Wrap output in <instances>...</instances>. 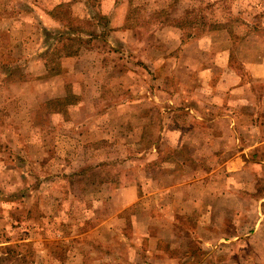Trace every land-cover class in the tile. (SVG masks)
Listing matches in <instances>:
<instances>
[{
	"label": "crops",
	"instance_id": "1",
	"mask_svg": "<svg viewBox=\"0 0 264 264\" xmlns=\"http://www.w3.org/2000/svg\"><path fill=\"white\" fill-rule=\"evenodd\" d=\"M55 1L48 5L47 16L60 24L59 34H66L59 35L56 40L61 44L59 54L50 55L54 50L50 42L43 51L29 53L23 57L25 59L13 56V60L22 62L24 65L36 63L37 70L34 75L27 74L28 80H24L21 85L16 84L19 86L16 87V82L21 83L20 72L21 77L14 80L15 74L12 71L14 67L5 68L0 65V74L6 77L3 83H7L0 85V89L3 88L4 92H9L4 85H13V93L18 94L24 86L29 93L35 95L39 90L32 84H44L46 87L49 84L50 87L55 84L56 89H59V100L68 102L75 83L69 78V74L74 70L68 69L66 65L68 59L78 58L79 50L71 49V44L76 41L80 43L82 37L81 35L70 37L68 21L60 13V8L62 6L66 8L70 1ZM78 1L81 6L87 8V11H91L81 16H88L85 20L96 30L92 35L93 41L109 44L116 41L121 46L134 45L133 28L139 27L136 23L130 22V16L134 10L132 0H128L125 6L122 5V0H97L95 4H90L89 0ZM72 5L70 3L71 10L76 8ZM144 6L146 7V3ZM139 7L141 9V5ZM164 8L167 9L162 7L159 11L163 13ZM172 8L171 6L170 9L176 12V9ZM141 10L143 11L144 8ZM258 11L264 18V4ZM172 16L174 15L168 14L170 24L160 22L162 18H154L152 22L157 29V44L167 45L168 50L150 47L136 57L142 62L146 58L154 63L159 60L155 65L159 76L166 79L169 77L175 84L168 85L164 82L156 87L155 91L172 93V100H170L172 108L182 106L189 110H180V112H186L184 116L189 118L187 121L182 118V115H176L172 111L167 116L166 122L175 126L171 128V131L168 128L167 133H160V144H158L160 147H153L152 152L148 150L149 153L145 151V154L156 155L146 161L157 164L160 171L146 172V169L142 168V177L134 175V154L130 152L117 159L118 155L114 146H111V141L114 139L109 134L103 135L97 130L98 126L95 127L96 124H93V131H86L84 127L85 132L82 135L84 139H88L81 138V143L78 142L77 147L69 149L70 155L63 154L68 156L70 161L62 160L63 162L56 165L53 163L55 159L63 156L60 150L54 147L49 149L45 145L40 146L42 153L45 154V170L50 171L48 172L50 174L47 173L41 178L46 188L42 197L45 198L49 208L47 212L43 211L44 214L38 213L34 216L31 215V207L20 205L18 215H21L20 219L39 220L47 226L44 238L58 242L69 237L63 235L62 229L77 223H68V220H72L71 217L67 216L63 219V216L78 215V226L81 222L85 226L78 227V232L73 236H79V243L84 245L88 244L84 241V237L90 236L92 241L94 240L93 248H97L100 255L104 254L101 248L111 253L109 260L113 264H119L122 261L116 255L123 253L127 255L124 264H217L205 258L207 257L205 253L213 252L219 247L226 256L235 255L234 258L222 264H264V211H261L264 205V193H259L258 198L254 200L258 215L250 229L242 230V227L247 224L242 222L243 217L242 219L239 217L247 212L246 203L240 198L239 191L249 186L250 180L255 179L248 178L245 181L241 176L244 177V173L250 171L264 173V21L253 24L250 30L236 32L234 27L228 24L229 19L221 18L217 21L219 23L206 32L200 34L190 32V34L184 33L182 24L174 23ZM175 16L177 20L185 18L184 14L177 13ZM14 17L11 16V18ZM114 19L119 20L114 21ZM163 19L165 20V17ZM238 19L236 27H245L242 19ZM142 27L149 28V25L142 23ZM236 34H238L237 37ZM134 42L137 46L141 41L135 39ZM13 48L14 44H11L9 50ZM97 48L94 53L102 59L103 55ZM116 48L120 47H113V49ZM96 59L99 61L98 58ZM130 59L133 61L132 55ZM131 64L133 65V62ZM99 67V73H96V70L93 71V67L88 71L81 66L75 69L76 74L86 77L77 82L83 95L100 92L99 76L103 70H106L111 78L119 74L111 63H107L104 67L99 65ZM29 70L33 73V68L29 67ZM123 73L130 80L128 75L132 74V70L126 68ZM90 76H94L91 85L88 82ZM120 76H123L122 72ZM132 88L129 92H132ZM110 98L106 99L108 102L103 103V106L108 109L106 113L108 117L105 118L110 119L112 108L122 106L133 108L134 100H130V97L129 100L118 101L116 104H113ZM81 102L83 106L96 107L93 95L89 94V98H83L80 104ZM167 105L164 104V106ZM157 106L162 108L161 104ZM10 108L15 112L17 107L14 100L10 101ZM129 118L132 119L133 116ZM164 118L166 115H161L162 122L165 121ZM183 122L195 126L190 125L191 130H182L181 124H185ZM103 136L106 137L103 139ZM167 138L171 139L173 148L165 155L162 142L168 140ZM101 140L106 141L104 147L97 146L101 144ZM91 145L95 146L90 148ZM182 150L191 156L192 161L198 159L203 162V165L194 162L192 165L185 164L187 168H195L196 177L186 178L181 173V166L184 165L180 157L181 153H184ZM214 156H218L219 162L216 164L212 162ZM208 157H210L209 163ZM49 165L57 166L58 170L48 169L51 168ZM215 171L224 172V178L215 180ZM53 172L55 173L52 175ZM30 184L28 181L19 186L13 185L10 187L12 192L7 191L8 193H5L4 187H1L0 202L12 200L21 203L22 200L19 198L22 196V189L29 191L33 189V192L39 194V190L34 191V189L40 187L34 188L35 184ZM255 184L253 183L252 186ZM18 193H21V196H18ZM14 209L16 210L17 206ZM28 213L29 215H24ZM214 213L223 215L222 220L228 218L226 220H230L227 222L231 228L225 226V222L223 228L208 227V215ZM0 215L4 213L0 212ZM181 218L189 220L190 226L186 227ZM217 219L219 220V217ZM19 221L21 220L14 222L19 223ZM38 223L37 226L40 224ZM217 224L218 221L214 222L213 217L210 216V225ZM49 228L55 231L59 228L60 232L53 230L54 232L51 233V230L48 231ZM183 236L195 238L200 245L201 249L197 248L198 254L202 253L199 261L185 260L194 253L188 247L187 250L183 248L188 253L187 256L180 253ZM256 236H262L263 240H256ZM213 238L218 239L214 244L211 243ZM29 240L32 239L27 237L19 239L26 242ZM245 250L250 259L244 260L242 252ZM92 264L105 263L102 258L96 256L92 258Z\"/></svg>",
	"mask_w": 264,
	"mask_h": 264
},
{
	"label": "rangeland",
	"instance_id": "2",
	"mask_svg": "<svg viewBox=\"0 0 264 264\" xmlns=\"http://www.w3.org/2000/svg\"><path fill=\"white\" fill-rule=\"evenodd\" d=\"M68 1H70L68 2L69 5L66 6V8L62 6V8H60V13L66 18L65 20L68 21L70 27V32L68 33H70V37H77L78 35L82 37L80 43L76 41L71 44V49L79 50L78 58L68 59L66 65L68 69L74 70L69 74V78L75 83L72 88V93L68 97V102L59 100L58 97L60 93L59 89H56L55 84L52 87H50V84L48 87L44 86V84H32L35 89L38 88L39 90L38 94L35 95L34 93H29L24 86L19 94L17 92L13 93V85H4L9 89L7 90L9 92H4L3 88L0 89V188L4 187L5 193H8L7 191L12 192L11 186H19L28 181L31 183L30 185L35 184L34 188L37 186L40 187L34 189V191L39 190V194L33 192V189L32 191L22 189L23 193H18V196L22 195L21 198H19L22 200L21 203H19L20 201L17 202L12 200L0 202V212L4 213V215H0V242H2L0 243V264H92V258L96 256L102 258L105 264H113V262L109 260L111 253L101 248L104 254L100 255V251L97 248H93L95 244L90 236L84 237V241L88 242L87 245L79 243V236H73V234L78 232V227L85 226L82 222L79 224L80 226H78V215L63 216V219L67 216L71 217L70 219L73 221L68 220V223H77L74 226L66 227L64 230L62 229L63 235L69 237L63 238L58 242L44 238L46 225L32 218L20 219L21 215H18V213H20V205L23 207H31V215L34 216L38 215V213L44 214L43 211L47 212L49 208L45 198L42 197L46 188L41 178L50 171L45 170V154L42 153L40 146L45 145L49 147V149L50 147H54L60 150L62 155H65V153L70 155L68 152L69 149L77 147V143H81V138L83 140L88 139L83 138L82 133L85 132L84 127L86 131L92 130L94 127L93 124H96L95 127L98 126L97 130L103 135L109 134L111 138L114 139L111 141V146H114L116 154L118 155L116 157L117 159L125 154L128 155L130 152L134 154V175L142 177V168H145L146 172L149 170H154V172L160 171L157 164H153V162L151 164L146 161V159L156 156L155 154L148 155V150L152 152L153 147H160L158 145L160 144V133H167L168 128L171 131V128L175 126L170 122H166L167 116L170 115L172 111H174L176 115H182V118L187 121L189 118L184 116L186 112H180V110H189L184 109L182 106L172 108L170 103V100H172V93L155 91V88L159 87L164 82L168 85L169 83L171 85L175 84L173 80L170 81L169 77L166 79L159 76V71L155 66L159 60L154 63L146 58V60L142 62L139 58H136L142 51L150 47L157 49L159 47L160 49L163 48L164 50H168L167 45L164 46V43V45H162L156 42L157 29L154 27L155 23L152 24L154 18H162L160 22L170 24V18L168 17L170 13V15H174L171 18L174 23L182 24L184 27L183 30L185 31L184 33L195 32L197 34L206 32L212 26L219 23L217 21L221 18L229 19L228 24L234 27L236 32L250 30L253 24L264 21L263 14L258 11L261 5L264 4V0H148L146 2L144 0H132V7L134 10L132 11V16H130V22L136 23L139 27L133 28V36L135 39L141 41L140 44L135 46L136 42H134L135 39H133V37L132 40L134 45L130 44L131 46L125 44L121 46L116 41L113 43L110 42V44L108 42H97L100 43L97 44L96 41L92 40V35H94L96 30L85 20V17L88 18V16H83L84 19H82L83 17L81 16L87 15L88 12L90 13L91 11H87V8L81 6L78 0ZM96 1L97 0H89L88 2L90 4H95ZM52 2L55 3L56 1L0 0V65H3L5 68L14 67V70H12L15 74L14 80L22 76L21 83H15L16 87H19L16 84L21 85L24 80H28L29 76H27V74L34 75L37 69L36 63L32 62L30 65L29 63H25L26 65H24L22 62L13 60V56L17 58L21 57L22 59L29 53L43 51L47 43L50 42L54 49L50 55L53 56L60 52L61 44L56 42V40L59 38V35H61L59 34V28L61 26L57 21H53L51 17L47 16L48 5H51ZM64 2H66V0ZM126 2H128V0H122V5L125 6ZM70 3L76 8L71 10ZM145 3L146 7H143ZM140 5L141 9L144 8L143 11L140 9ZM171 6L173 10L176 9V12L170 9ZM162 7L167 8H164L165 10L164 12L162 11L163 13L159 11L162 10ZM177 13L178 15L184 14L185 18L182 20L175 19L174 17H176L175 15ZM119 14L120 12L118 15ZM11 16L15 17L11 18ZM230 16L234 17L230 18ZM163 17H165V20ZM238 18L242 19L246 25L245 27H236V22L239 20ZM33 20L36 22L34 23ZM118 20L119 19H114V21ZM142 23H147L149 28L142 27ZM77 28H79V30H77ZM62 35L65 36L66 34L63 33ZM237 36L238 34H236V37ZM11 44H14V48L9 50ZM113 47L120 48L113 49ZM96 48L99 53H102V59L97 53H94ZM131 55L133 61L130 59ZM96 58H98L99 61ZM132 62L133 65L131 64ZM107 63H111L115 66L119 74L116 75L115 78H111L106 73V70H103L102 74L99 76V80L101 81L100 92H97V94L95 92H90L83 95L77 82L86 79V77L82 76V74H76L75 69H79V66H81L88 71L93 67V71L96 70V73H99V65L104 67ZM29 67L33 68V73L30 72ZM126 68L132 70V74L128 75L130 76V80H128L123 73ZM121 72L123 75L122 77L120 76ZM8 74L7 72V75ZM5 79L6 77L0 74V85L6 83H3ZM93 79L94 76H90L89 80L87 79L90 85ZM111 85L112 87H110ZM130 86L133 87L131 90L132 92H129ZM141 87L143 89H141ZM89 94L90 96L93 95V99H95V108L83 106L82 102L80 104L83 98H89ZM111 96L112 98H110ZM129 97L130 100H134L133 108L131 106L112 108L110 111V119L105 118L108 117L106 114L108 109H106V106H103V103L108 102L106 99L110 98V101L116 104L118 101L129 100ZM12 100L15 101V107H17L15 112L10 108V101ZM34 104L35 106H32ZM157 104H161L162 108L158 107ZM164 104L168 105L164 106ZM131 113L133 116L132 119L129 118L132 117ZM161 115H166V118H164L165 121L163 122ZM157 120L160 121L157 122ZM183 123L185 124H181L182 130L190 129V125L191 127L195 126L187 122ZM104 137L106 136L102 138L104 139ZM90 139H92V137ZM104 142L106 141L101 140V144L97 146L104 147L106 144ZM130 142H132L131 145H129ZM94 146L95 145H91L89 147L92 148ZM162 146L165 155L170 153L173 148L171 139L162 142ZM145 151L148 153L145 154ZM183 152L184 153H181L180 157L184 165H192L193 162L203 165L202 161L198 159L192 161L191 156L186 154L185 150ZM64 155L57 157L53 163L58 165L66 161V159L70 161V158ZM48 158L50 159V157ZM209 162L210 157H208V163ZM212 162L213 164L219 162L218 156H214ZM146 164L148 166H146ZM184 165L181 166V173L183 176L186 178L196 177L197 171L194 170L195 168H187V165ZM16 166L17 168L13 169V167ZM49 166H51V168H46L58 170L57 166ZM253 168L256 169L254 166ZM54 173L55 172H53L52 175ZM223 173L222 171H215L214 179H223ZM241 177L244 178L245 181H247L248 178H255L252 181L250 180L249 186L239 191L240 198L245 201L247 210L244 215L239 216L241 219L243 217L244 219H242V222L247 224L245 227H242V230H244L243 228L250 229L252 224L256 222L258 208H256L257 205L254 204V200L258 198L259 193H264V173L250 171L245 172L244 177L243 175ZM253 183H256L255 186H252ZM64 187H67V185H64ZM23 196L24 199H22ZM39 203L41 205H39ZM72 205L75 206V204ZM15 206H17L16 210L14 209ZM261 211H264V205H262ZM24 215H29V213ZM210 216L213 217L214 222L218 221L217 225H210ZM218 217L219 220L217 219ZM222 218L223 215H215V213L213 215H208V227L221 226V228H223V223L225 222L224 225L231 228V225L227 222L230 220H226L228 218L222 220ZM18 219L21 220L19 223L14 222ZM181 220L186 227L190 226L189 220H184L182 218ZM37 223L39 224L38 226ZM36 228L38 229L36 230ZM58 229L56 228L57 231ZM50 230L51 233L55 231L54 229L53 231L52 228L48 229V231ZM26 237L32 240H29L30 242L19 241V239H24ZM255 239L263 240V237L256 236ZM217 240L218 239L213 238L211 243L214 244ZM199 246L195 238L183 236L181 237L182 251L180 253H184V256H187L188 253L183 248L187 250L188 247L192 249L194 253L192 256L185 258V260L190 259V261H199L202 257V253L200 255L197 252V248L201 249ZM93 252H95V255H93ZM242 253L244 260L250 259L246 250ZM205 254L207 255L205 258H208L209 261L213 263L217 262V264H222V262L229 261L235 257L233 254L226 256L220 251V247L215 248L213 252L207 251ZM116 257L122 260L120 263L118 262L119 264H124L123 262L125 258H127V255L123 253L116 255Z\"/></svg>",
	"mask_w": 264,
	"mask_h": 264
}]
</instances>
